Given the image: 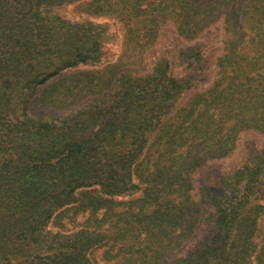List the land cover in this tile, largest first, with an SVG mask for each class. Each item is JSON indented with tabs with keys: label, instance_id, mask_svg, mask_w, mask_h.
Segmentation results:
<instances>
[{
	"label": "trees",
	"instance_id": "trees-1",
	"mask_svg": "<svg viewBox=\"0 0 264 264\" xmlns=\"http://www.w3.org/2000/svg\"><path fill=\"white\" fill-rule=\"evenodd\" d=\"M73 1L0 0V99L10 101L18 91L30 97L64 70L101 61L104 25L71 23L52 13L53 5ZM122 5L135 32L147 35L171 19L180 36L193 41L223 21L220 80L183 107L180 121L168 130L164 121L194 82L171 75L166 58L145 75L119 73L113 96L62 120L3 123L6 151H12L9 158L3 151L0 163V259L7 264H94L90 251L113 235L120 250H127L123 264H162L179 243L174 230L186 222L177 207L170 208L176 201L170 198L180 195L182 209L190 205L192 177L202 161L184 162L175 177L172 168L183 157L192 160L191 149L201 146L214 145L212 150L227 156L233 129L264 131V0H125ZM197 50H184L180 64L205 65V52ZM154 141L161 166L144 172L142 158ZM222 182L224 190H201L202 201L216 208V235L175 264H254L264 219V156L245 162ZM93 186L109 198L144 191L141 210L153 205L165 214L158 221L118 216L108 230L94 225L71 233L51 230L59 211L90 208L79 195Z\"/></svg>",
	"mask_w": 264,
	"mask_h": 264
},
{
	"label": "rangeland",
	"instance_id": "rangeland-1",
	"mask_svg": "<svg viewBox=\"0 0 264 264\" xmlns=\"http://www.w3.org/2000/svg\"><path fill=\"white\" fill-rule=\"evenodd\" d=\"M123 1L125 0H76L52 6L53 14L61 16L71 23L90 21L104 25L107 29L104 55L98 63L79 64L64 70L59 76L37 87L30 97L18 91L13 98H10V101L7 98L0 99V163H3V151L6 153L4 154L6 158H9L8 156L12 152L6 151L10 146L5 144L8 135L3 129V123L17 124L28 118L62 120L75 111L87 108L91 103L109 98L110 95L113 96L117 90V77L121 72L135 70L145 75L153 71L158 59L166 58L172 65L171 75L180 79L189 78L194 82L193 89L186 92L177 103L171 118L164 121L162 128L166 130L180 121L178 113L183 107L190 101H195L197 96L210 92L218 83L220 80L218 65L225 53L226 46L223 21L218 22L193 41L181 37L176 23L171 19L160 24L159 30L147 35L135 32L137 26H131L128 18L124 15ZM137 25L141 26V22ZM138 37H141V40H138ZM192 46H196L197 51L205 52L207 63L201 68L190 67L187 63L181 65L179 62L178 56ZM228 131L229 129L225 130V132ZM232 134L233 144L231 152L227 156H221L212 150L211 148L216 149L214 145H211L210 148L206 147V150H203L204 146H201L197 148L196 152H192L191 149V156L194 157L192 160L188 159L192 157L179 159L184 151L180 150L179 156L176 158L179 161L172 168L174 177L179 175V170L184 162L192 163L194 159H201L202 164L192 177L194 188L191 191L192 199L188 202L190 205L182 209L180 205L178 206L180 195L169 197L170 200L176 199L170 208L177 207L186 222H182L172 234L179 240V243L172 247L166 255L164 259L166 264H175L216 235V208L208 203L209 201H202L201 190L203 187L214 191L224 190L225 185L222 179L225 176L234 173L254 157L264 156V131L256 128L233 129ZM157 148V141H154L153 147L143 156L144 172L146 168L154 172L161 166L159 164L161 152L157 151ZM197 152H200L199 155L196 154ZM261 190L264 191V185ZM79 197L85 201V205L89 204L90 208L83 212L59 211L49 225L51 230L71 233L89 225H94L100 230H108L118 216H121L122 219L131 216L141 219L142 216H149L152 220L158 221L165 214L164 211L156 210L153 205L141 210L145 207L143 206L144 191L109 198L103 196L97 186H93L84 188ZM102 199L105 202H102ZM174 219V215L172 219L167 217V222L171 223ZM259 227L258 250L253 259L254 264H264V219L261 220ZM111 231L115 232L110 230V233ZM115 237L113 235L110 242H105L106 244L103 243L90 251L89 256L94 264H123L127 250H120L121 242ZM0 264L7 263L0 259ZM13 264H16L15 261Z\"/></svg>",
	"mask_w": 264,
	"mask_h": 264
}]
</instances>
